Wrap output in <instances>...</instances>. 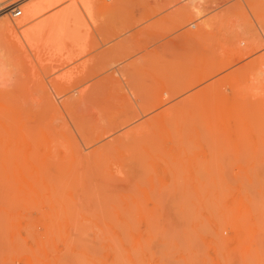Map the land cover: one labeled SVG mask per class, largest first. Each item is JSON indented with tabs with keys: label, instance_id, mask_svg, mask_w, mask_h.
Returning a JSON list of instances; mask_svg holds the SVG:
<instances>
[{
	"label": "rangeland",
	"instance_id": "obj_1",
	"mask_svg": "<svg viewBox=\"0 0 264 264\" xmlns=\"http://www.w3.org/2000/svg\"><path fill=\"white\" fill-rule=\"evenodd\" d=\"M125 1L115 17L159 28L138 129L81 163L58 148L53 174L9 129L0 264H264V0Z\"/></svg>",
	"mask_w": 264,
	"mask_h": 264
},
{
	"label": "bare ground",
	"instance_id": "obj_2",
	"mask_svg": "<svg viewBox=\"0 0 264 264\" xmlns=\"http://www.w3.org/2000/svg\"><path fill=\"white\" fill-rule=\"evenodd\" d=\"M107 1L110 12L100 16L104 5L93 0H0V157L7 159L6 133L19 124L28 132L27 155L49 146L50 164L59 163L58 148L67 152L64 159L81 163L94 154L95 144L134 135L141 111L139 68L151 61L145 59L147 45L158 27L152 12L119 18L114 10L125 0ZM198 1L186 0L185 7L199 15ZM12 5L21 14L7 19L1 10ZM58 163L49 165L56 168L50 173Z\"/></svg>",
	"mask_w": 264,
	"mask_h": 264
},
{
	"label": "built area",
	"instance_id": "obj_3",
	"mask_svg": "<svg viewBox=\"0 0 264 264\" xmlns=\"http://www.w3.org/2000/svg\"><path fill=\"white\" fill-rule=\"evenodd\" d=\"M1 11L3 14H9L10 16L14 18L19 17L21 14V11L19 10L18 5H12V6L5 7Z\"/></svg>",
	"mask_w": 264,
	"mask_h": 264
}]
</instances>
